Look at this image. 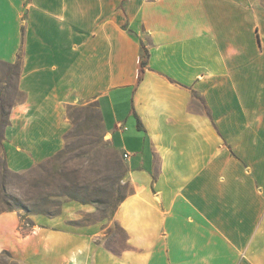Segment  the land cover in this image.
Masks as SVG:
<instances>
[{
    "label": "crops",
    "instance_id": "crops-1",
    "mask_svg": "<svg viewBox=\"0 0 264 264\" xmlns=\"http://www.w3.org/2000/svg\"><path fill=\"white\" fill-rule=\"evenodd\" d=\"M0 61L17 63L22 95L3 130L8 169L59 152L68 106L94 102L130 185L112 214L124 247L75 214L26 226L8 210L0 255L264 264V0H0Z\"/></svg>",
    "mask_w": 264,
    "mask_h": 264
},
{
    "label": "rangeland",
    "instance_id": "rangeland-1",
    "mask_svg": "<svg viewBox=\"0 0 264 264\" xmlns=\"http://www.w3.org/2000/svg\"><path fill=\"white\" fill-rule=\"evenodd\" d=\"M17 74V66L0 61V213L13 207L26 226L29 217L37 214H75L70 223H96L105 227L102 239L110 247H124V232L112 221V214L130 185L119 153L104 134L94 102L68 106L69 128L59 152L22 172L6 166L3 130L10 109L22 98ZM0 261L15 264L5 254L0 255Z\"/></svg>",
    "mask_w": 264,
    "mask_h": 264
},
{
    "label": "trees",
    "instance_id": "trees-1",
    "mask_svg": "<svg viewBox=\"0 0 264 264\" xmlns=\"http://www.w3.org/2000/svg\"><path fill=\"white\" fill-rule=\"evenodd\" d=\"M142 64H143V62H142ZM10 65L17 66V63H16V64H10ZM8 210H13V207L5 208V209H3L2 211H8ZM3 254H5V255H7L9 258H11V255L9 254V252L4 251ZM12 261H13V263L18 264V263L15 262L14 260H12Z\"/></svg>",
    "mask_w": 264,
    "mask_h": 264
},
{
    "label": "built area",
    "instance_id": "built-area-1",
    "mask_svg": "<svg viewBox=\"0 0 264 264\" xmlns=\"http://www.w3.org/2000/svg\"><path fill=\"white\" fill-rule=\"evenodd\" d=\"M129 155H130L129 152H127V151L124 152V153L122 154V156H123L124 159H125V158H128Z\"/></svg>",
    "mask_w": 264,
    "mask_h": 264
}]
</instances>
